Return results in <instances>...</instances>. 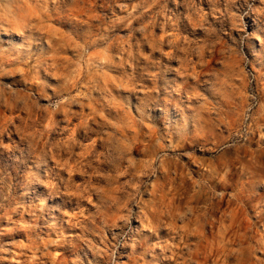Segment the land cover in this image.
Wrapping results in <instances>:
<instances>
[{
	"label": "clouds",
	"instance_id": "clouds-1",
	"mask_svg": "<svg viewBox=\"0 0 264 264\" xmlns=\"http://www.w3.org/2000/svg\"><path fill=\"white\" fill-rule=\"evenodd\" d=\"M0 264H264V0H0Z\"/></svg>",
	"mask_w": 264,
	"mask_h": 264
}]
</instances>
